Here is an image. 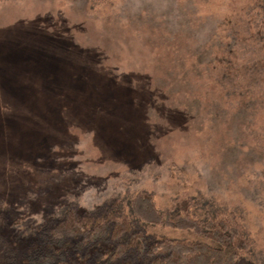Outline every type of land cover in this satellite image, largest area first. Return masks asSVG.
I'll return each instance as SVG.
<instances>
[{"label": "rangeland", "instance_id": "obj_1", "mask_svg": "<svg viewBox=\"0 0 264 264\" xmlns=\"http://www.w3.org/2000/svg\"><path fill=\"white\" fill-rule=\"evenodd\" d=\"M141 191L162 213L186 197L193 218L234 213L251 243L239 264H264V0H0L6 247L23 254L73 202Z\"/></svg>", "mask_w": 264, "mask_h": 264}, {"label": "trees", "instance_id": "obj_2", "mask_svg": "<svg viewBox=\"0 0 264 264\" xmlns=\"http://www.w3.org/2000/svg\"><path fill=\"white\" fill-rule=\"evenodd\" d=\"M193 56H197L194 66L204 63L209 54ZM193 199L175 200L163 213L146 191L138 192L128 203L119 196L111 197L87 212L73 202L59 218L31 235L32 245L21 255H13L0 236V256L7 253L29 264H59L75 255L87 258L103 244L109 251L92 262L87 258V264H239L250 252L251 243L236 215L216 209L193 218ZM2 219L0 215V225ZM159 226L189 232L199 239H174L147 231V227Z\"/></svg>", "mask_w": 264, "mask_h": 264}]
</instances>
